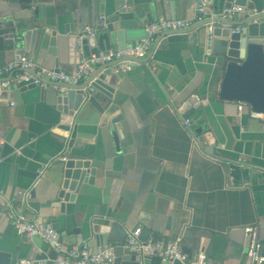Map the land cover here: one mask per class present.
<instances>
[{
    "label": "crops",
    "instance_id": "crops-1",
    "mask_svg": "<svg viewBox=\"0 0 264 264\" xmlns=\"http://www.w3.org/2000/svg\"><path fill=\"white\" fill-rule=\"evenodd\" d=\"M196 2L182 1L176 20L191 27L201 22ZM249 2L264 10V0ZM223 6L224 0H210L208 9L217 16ZM39 8L35 13V7L22 10L18 0H0V18L29 16L37 33L22 52L5 48L0 66L28 60L37 72L75 73L69 38L86 28L97 36L111 11L101 13L100 0H41ZM132 8L122 7L124 13ZM160 18L166 19L164 10L152 13L153 21ZM135 19L128 47L146 36V15L139 10ZM117 50L114 40L110 51ZM223 71L196 31L163 39L152 59L126 71L114 91V115H122L120 152L112 137L116 127L102 125L92 106L66 120L57 88L19 85L17 94L2 85L8 93L0 105V252L9 256L2 264L56 257L41 237L17 234L6 218L10 208L51 223L66 249L88 245V222L101 218L128 229L145 222L164 244L178 238L191 262L205 255L216 264H249L246 226L256 228L264 253V120L253 118L245 103L219 99ZM192 96L200 106L186 120L179 108ZM207 132L215 138L213 155L200 142ZM80 158L97 168L95 183L84 184L74 202L58 200L64 163Z\"/></svg>",
    "mask_w": 264,
    "mask_h": 264
},
{
    "label": "water",
    "instance_id": "water-1",
    "mask_svg": "<svg viewBox=\"0 0 264 264\" xmlns=\"http://www.w3.org/2000/svg\"><path fill=\"white\" fill-rule=\"evenodd\" d=\"M100 1L101 13L104 14L106 9L111 11L103 21L104 29L96 37L81 39L80 32L78 35H72L69 38L72 61L79 63L82 57L90 58L92 55L98 56L101 52H109L114 40L118 42L119 50L126 49L131 43L129 39L134 37V31L138 29L139 23L135 17L139 16V10L146 15L148 23L153 21L152 13H159L163 10L167 20H176L175 13L184 0H112L111 8H106L108 0ZM187 1L190 5L191 0ZM18 3L22 10L35 7L36 13L40 9L41 0H18ZM125 5L133 7L130 13H124L122 7ZM232 6L246 7L247 10L238 13V17L229 19L225 17L226 11ZM254 8L256 6L249 0H224L223 14L212 19L202 20L186 30L166 32L155 36L154 44L148 55L136 62L138 64L148 63L157 46L166 37L196 31L201 36L208 53L219 57L220 63L223 65L224 71L218 91L219 99L245 103L251 111L264 114V11L258 9L259 13L253 14L251 11ZM28 17L24 16L18 19L13 16H4L0 18V59L4 55L5 48L22 52L23 50H19L21 46H26L28 41L31 45L33 44L32 38L37 33L36 28H31L27 23ZM209 23H212L211 31L206 28ZM119 63L116 61L97 68L80 85L47 84V86L58 89L59 92L56 95L58 109L65 115L66 120H69L80 107L90 105L101 116L102 125H114L116 129L112 128V137L117 152L121 151L122 144L120 137L122 115H114L119 111V108L112 105L111 101L114 100V91L119 80L126 73L127 66V63H122V68L116 70ZM132 66L134 68L135 64ZM56 72H60V69L57 68ZM8 81L7 78H0V105L5 104L1 100L6 98L8 89H3L2 85ZM13 87L17 93L19 91L17 86ZM36 87L38 86L29 84L22 88L28 90ZM61 87H65L67 90L61 92L59 90ZM199 106L197 98L192 96L181 104L179 113L188 120ZM199 131L202 133L203 128H200ZM200 142L207 147V153L214 154L215 138L211 132L205 133L200 138ZM96 170L97 168L92 166L88 159L66 161L62 169L58 200L74 202L84 184L93 185L95 183ZM62 208H64V204H62ZM138 228L141 229L140 242H144L150 237L161 240L160 234L157 231L152 233L151 227L145 222H138L128 229L121 221L99 218L96 221L88 222L87 246L96 250L99 246H108L110 243H114L122 250L121 255L116 256L115 264H184L178 259L171 261L158 255H152L146 248L137 251L123 247L127 232H134ZM8 258V254L0 252V264L7 263Z\"/></svg>",
    "mask_w": 264,
    "mask_h": 264
},
{
    "label": "built area",
    "instance_id": "built-area-1",
    "mask_svg": "<svg viewBox=\"0 0 264 264\" xmlns=\"http://www.w3.org/2000/svg\"><path fill=\"white\" fill-rule=\"evenodd\" d=\"M209 3L210 0H197L195 13L199 21L215 17L208 9ZM244 10V7L232 6L226 11L227 14L225 17L233 19L238 13ZM251 12L257 14L259 10L254 8ZM191 25L189 21L167 20L164 18L147 23L144 27L146 36L142 40L124 50L109 51L100 53L98 56L92 55L90 58H83L78 63L76 72L72 74L47 70L37 72L36 65L33 62L18 60L8 63L4 67H0V78H9L8 82L3 83L4 86L33 84L46 87L47 84L80 85L97 68L116 61L120 62L116 70L122 68V63H127L126 71H131L133 69L132 65L138 64L136 62L138 59L145 58L148 55L154 44L155 36L166 32L186 30L189 29ZM206 28L211 31L212 23L207 24ZM95 36L96 30L94 28H86L82 30L79 35L81 39ZM59 90L65 92L67 89L61 87ZM251 115L253 118L264 120V114L252 111ZM186 124L190 125V122L186 121ZM63 160H66V158L64 157ZM6 218L8 222L12 224L17 234L29 239L36 236L41 237L56 252V257L54 259H22L11 264H115V246H99L94 250L87 245H77L70 249H66L61 242L58 231L51 223L42 222L39 219H30L22 210L12 208L6 211ZM243 231L248 240L246 257L249 264H264L263 245L256 228L246 226ZM140 235V228L136 229L134 232L128 231L127 237L122 244L123 247L137 251L146 248L152 255H158L165 260L171 261L178 259L184 264H216L205 255L201 256L199 262L189 261L188 256L183 252L180 239L178 238L164 244L153 238H148L144 242H140Z\"/></svg>",
    "mask_w": 264,
    "mask_h": 264
}]
</instances>
